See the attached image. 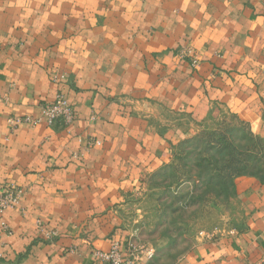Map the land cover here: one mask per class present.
I'll return each mask as SVG.
<instances>
[{
    "label": "crops",
    "instance_id": "obj_1",
    "mask_svg": "<svg viewBox=\"0 0 264 264\" xmlns=\"http://www.w3.org/2000/svg\"><path fill=\"white\" fill-rule=\"evenodd\" d=\"M59 93L71 123H12ZM225 113L264 114V0H0V188L23 192L0 214V264L124 252L173 145ZM235 203L238 225L175 264H264V182L237 179Z\"/></svg>",
    "mask_w": 264,
    "mask_h": 264
},
{
    "label": "rangeland",
    "instance_id": "obj_2",
    "mask_svg": "<svg viewBox=\"0 0 264 264\" xmlns=\"http://www.w3.org/2000/svg\"><path fill=\"white\" fill-rule=\"evenodd\" d=\"M261 171L264 114H222L173 145L165 168L127 209L134 243L154 252L145 264H175L198 240L236 227L235 182Z\"/></svg>",
    "mask_w": 264,
    "mask_h": 264
},
{
    "label": "built area",
    "instance_id": "obj_3",
    "mask_svg": "<svg viewBox=\"0 0 264 264\" xmlns=\"http://www.w3.org/2000/svg\"><path fill=\"white\" fill-rule=\"evenodd\" d=\"M191 65L196 67L198 63L192 61ZM61 79H64V77H61ZM53 82L56 83L57 79L55 78ZM73 119L74 112L71 105L65 96L59 93L51 104L42 106L41 116L39 118H15L12 120V123L15 125L27 124L37 126L45 122V124L52 126L59 121L69 124ZM98 144L99 142L91 140L87 145V149ZM22 194V190L16 187L0 188V214L8 209L14 208L18 204ZM2 229L4 232H7L5 226H3ZM46 236L49 240H52L55 238L56 234L54 232H48ZM208 238L211 239V237ZM123 251L124 252L121 251L120 245L117 242H113L111 248L107 252H97V256L102 264H142L143 259L149 262L154 257V252L152 250L138 247L131 241L127 243ZM2 259L3 255L0 252V261Z\"/></svg>",
    "mask_w": 264,
    "mask_h": 264
},
{
    "label": "trees",
    "instance_id": "obj_4",
    "mask_svg": "<svg viewBox=\"0 0 264 264\" xmlns=\"http://www.w3.org/2000/svg\"><path fill=\"white\" fill-rule=\"evenodd\" d=\"M242 171V170H241ZM241 171H240V173H241ZM239 173V174H240ZM248 174H250V173H247V172H243V174H241V175H247V176H251V177H254V178H256V179H258L259 181H261V182H264V171H261V172H259V173H257V174H252V175H248Z\"/></svg>",
    "mask_w": 264,
    "mask_h": 264
}]
</instances>
